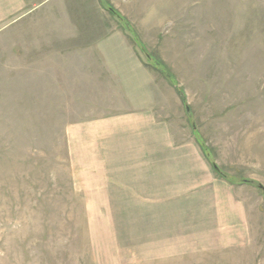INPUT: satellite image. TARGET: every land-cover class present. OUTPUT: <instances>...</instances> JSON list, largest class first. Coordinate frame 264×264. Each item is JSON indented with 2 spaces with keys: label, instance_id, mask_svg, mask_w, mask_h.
Here are the masks:
<instances>
[{
  "label": "rangeland",
  "instance_id": "1",
  "mask_svg": "<svg viewBox=\"0 0 264 264\" xmlns=\"http://www.w3.org/2000/svg\"><path fill=\"white\" fill-rule=\"evenodd\" d=\"M24 1L0 21V264H264V0ZM107 36L133 42L149 96L104 66ZM149 97L232 180L231 237L166 253L152 207L124 204L132 127L103 120Z\"/></svg>",
  "mask_w": 264,
  "mask_h": 264
},
{
  "label": "crops",
  "instance_id": "2",
  "mask_svg": "<svg viewBox=\"0 0 264 264\" xmlns=\"http://www.w3.org/2000/svg\"><path fill=\"white\" fill-rule=\"evenodd\" d=\"M24 4V0H0V21ZM126 42L107 36L98 40L97 45H106L100 52L112 76L122 81L125 78L129 86H137L136 90L145 98L152 88L142 81L151 68L135 54L133 42H128L132 46H127ZM110 51L113 52L111 56ZM148 99L150 101L142 106L128 108L122 114L103 120L112 125L132 127L125 133L127 137L118 138L116 157L119 161L113 168L114 180L121 183L119 193L123 190L127 200L124 204L152 207L144 211L152 216L145 219L150 223L149 237L160 239L163 244L160 247H165L166 253H189L191 250L186 248L193 244L210 242L217 236L231 237L233 232L229 227L236 228L238 218L235 216H238L234 214L235 205L223 190L220 178L231 182L219 176L213 167L210 170L206 156L195 142L174 144L166 123L155 114L153 102L150 97ZM139 212L143 215V211L136 209L135 216ZM136 220L138 218H133L134 223ZM236 235L238 231H234Z\"/></svg>",
  "mask_w": 264,
  "mask_h": 264
},
{
  "label": "trees",
  "instance_id": "3",
  "mask_svg": "<svg viewBox=\"0 0 264 264\" xmlns=\"http://www.w3.org/2000/svg\"><path fill=\"white\" fill-rule=\"evenodd\" d=\"M155 68H156V67H155ZM158 69L160 70V68H158ZM167 76H169V75H167ZM172 84H173V83H172ZM203 150H205V148H203ZM206 157H208V153H206ZM211 163H212V167L215 166V164L213 163V161H212ZM213 168H214L215 172H216L218 175H220L221 177L227 179L228 181H232V180H230V179L228 178L227 175L223 174V173L221 172V170L218 169V167H217V168H216V167H213ZM245 181L252 183L251 180H245ZM259 187L262 189L261 186H259ZM263 195H264V194H263Z\"/></svg>",
  "mask_w": 264,
  "mask_h": 264
},
{
  "label": "water",
  "instance_id": "4",
  "mask_svg": "<svg viewBox=\"0 0 264 264\" xmlns=\"http://www.w3.org/2000/svg\"><path fill=\"white\" fill-rule=\"evenodd\" d=\"M213 167H216L217 168V166L215 165V166H213Z\"/></svg>",
  "mask_w": 264,
  "mask_h": 264
}]
</instances>
